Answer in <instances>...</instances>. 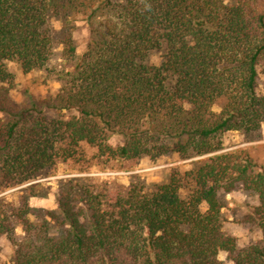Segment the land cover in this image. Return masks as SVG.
Masks as SVG:
<instances>
[{"label":"trees","instance_id":"trees-1","mask_svg":"<svg viewBox=\"0 0 264 264\" xmlns=\"http://www.w3.org/2000/svg\"><path fill=\"white\" fill-rule=\"evenodd\" d=\"M51 16L64 29L56 65ZM79 16L89 29L81 54ZM12 64L61 86L21 105ZM259 68L264 75V0H0V192L28 184L17 201L0 196L11 264H220L222 252L264 264V165L243 149L220 152L226 132L264 124ZM143 157L197 159L152 188L140 177L115 189L100 176L63 178L60 214L31 205L46 186L37 180L61 161L89 173ZM237 185L259 200L261 235L243 246L225 229L219 196Z\"/></svg>","mask_w":264,"mask_h":264},{"label":"rangeland","instance_id":"rangeland-1","mask_svg":"<svg viewBox=\"0 0 264 264\" xmlns=\"http://www.w3.org/2000/svg\"><path fill=\"white\" fill-rule=\"evenodd\" d=\"M225 2L230 3L231 0H225ZM49 26L55 37L52 63L56 65L60 62V53L62 50V44L60 42L64 30L62 20L57 16H51ZM72 34L76 42L77 53L81 54L86 49L89 40L88 23L84 17L79 16L74 21ZM149 62L159 64L161 62V52L151 53ZM11 69L14 71L16 78L15 86L11 89L10 94L13 100L21 105L28 104L30 98L35 101L47 99L51 95H54L61 86V83L46 70H33L25 73L15 64L11 65ZM258 71V87L261 90L264 84V75L261 68ZM221 108V102H218L213 107L215 111H220ZM47 114L52 115V110H48ZM113 140L118 141L120 138L115 136ZM235 149L245 150L255 162L264 165V124L255 134H246L236 130L226 132L223 135V149L220 152ZM194 159H197V157L177 161H173L172 157H164L157 161L143 157L131 169L121 168L119 164L114 162L108 163L102 170L94 169L89 173L79 172L71 162L61 161L54 168L47 171L41 179L37 180L45 183L46 186L42 189L40 195L30 198L31 205L47 209L55 214H60L57 208L54 190L58 186V181L63 178L87 175L100 176L105 180H110L112 188L115 189L126 188L135 181L136 177H140L147 188H152L156 184L165 182L174 167H183V165ZM26 185L28 184L9 188L0 192V196L6 195L9 200L17 201L20 197L19 189ZM219 196L223 204V213L226 220L225 229L227 233L235 236L240 246L257 240L261 232L254 220H252V210L259 203L258 196L253 192L242 189L240 185H237L230 192L221 191ZM64 228L65 226L55 227L52 233L59 235ZM15 234L17 237L23 235L21 225L15 226ZM0 247L1 261L5 264H11L12 248L5 236L0 238ZM219 260L220 264H234L226 252H222L219 255Z\"/></svg>","mask_w":264,"mask_h":264}]
</instances>
